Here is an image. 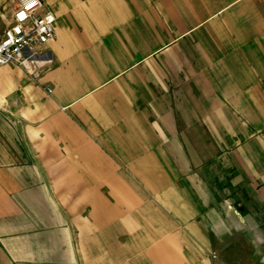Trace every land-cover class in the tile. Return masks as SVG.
I'll list each match as a JSON object with an SVG mask.
<instances>
[{
    "label": "crops",
    "instance_id": "1",
    "mask_svg": "<svg viewBox=\"0 0 264 264\" xmlns=\"http://www.w3.org/2000/svg\"><path fill=\"white\" fill-rule=\"evenodd\" d=\"M43 2L53 64L0 66V264H215L235 234L264 264V0Z\"/></svg>",
    "mask_w": 264,
    "mask_h": 264
},
{
    "label": "built area",
    "instance_id": "2",
    "mask_svg": "<svg viewBox=\"0 0 264 264\" xmlns=\"http://www.w3.org/2000/svg\"><path fill=\"white\" fill-rule=\"evenodd\" d=\"M8 2L15 7L12 23L0 30V66H18L37 81L43 68L53 64L52 57L43 49L56 36L57 17L43 0Z\"/></svg>",
    "mask_w": 264,
    "mask_h": 264
},
{
    "label": "rangeland",
    "instance_id": "3",
    "mask_svg": "<svg viewBox=\"0 0 264 264\" xmlns=\"http://www.w3.org/2000/svg\"><path fill=\"white\" fill-rule=\"evenodd\" d=\"M7 10H13L15 5L12 3H6ZM241 235L235 234L230 236L229 239H221L223 242L218 241V245H215L213 250L210 251L211 256L216 257L215 264H243L242 254L245 252L246 256L250 255L249 247L246 244H243L241 241ZM232 243V245H228ZM228 248V249H227ZM221 254V255H219ZM246 264V262H244Z\"/></svg>",
    "mask_w": 264,
    "mask_h": 264
}]
</instances>
